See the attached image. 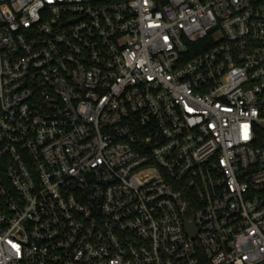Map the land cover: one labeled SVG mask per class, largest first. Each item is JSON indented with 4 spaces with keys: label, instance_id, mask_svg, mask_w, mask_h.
Segmentation results:
<instances>
[{
    "label": "built area",
    "instance_id": "1",
    "mask_svg": "<svg viewBox=\"0 0 264 264\" xmlns=\"http://www.w3.org/2000/svg\"><path fill=\"white\" fill-rule=\"evenodd\" d=\"M72 263L264 264V0H0V264Z\"/></svg>",
    "mask_w": 264,
    "mask_h": 264
},
{
    "label": "water",
    "instance_id": "2",
    "mask_svg": "<svg viewBox=\"0 0 264 264\" xmlns=\"http://www.w3.org/2000/svg\"><path fill=\"white\" fill-rule=\"evenodd\" d=\"M187 228H188V231L191 233V234H195V227L193 226L192 223L190 222H187Z\"/></svg>",
    "mask_w": 264,
    "mask_h": 264
},
{
    "label": "trees",
    "instance_id": "3",
    "mask_svg": "<svg viewBox=\"0 0 264 264\" xmlns=\"http://www.w3.org/2000/svg\"><path fill=\"white\" fill-rule=\"evenodd\" d=\"M204 40H206V39H203V40H200V41H198V43H200V42H202V41H204ZM207 46H205V47H194V51H195V53H197V52H199V51H201L202 49H204V48H206Z\"/></svg>",
    "mask_w": 264,
    "mask_h": 264
},
{
    "label": "rangeland",
    "instance_id": "4",
    "mask_svg": "<svg viewBox=\"0 0 264 264\" xmlns=\"http://www.w3.org/2000/svg\"><path fill=\"white\" fill-rule=\"evenodd\" d=\"M72 264H78V263H72Z\"/></svg>",
    "mask_w": 264,
    "mask_h": 264
}]
</instances>
